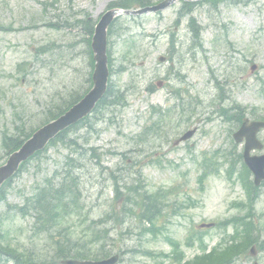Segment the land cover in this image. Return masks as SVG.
<instances>
[{"label": "rangeland", "instance_id": "374dc122", "mask_svg": "<svg viewBox=\"0 0 264 264\" xmlns=\"http://www.w3.org/2000/svg\"><path fill=\"white\" fill-rule=\"evenodd\" d=\"M113 1L0 0V27H13L11 31L0 29V161L4 159L2 131L12 133L18 124H24L27 129L35 127L42 121V112L50 108L53 101L66 97L73 90L81 93L87 88L90 71L85 49L87 33L72 24L75 19L82 18V12L96 19ZM179 6V2L173 3L159 13L139 14L133 18L122 16L116 22V26L121 24L127 35L136 39V56L132 61L129 57V61L124 62L125 72L118 71V58L124 53L121 38L111 36L107 44L114 71L111 81L116 87L132 92L127 98V106L113 112L105 110L104 117L94 123V128H83L86 132L81 133L76 145L64 142L49 147L14 177L6 197L10 206L0 202V232L10 242L27 247L43 259L51 258L55 241L65 242L69 236L68 241L74 242L75 239L90 245L81 231L86 221L75 219L74 231L69 225L64 231L56 228L51 235L38 236L33 232L31 218L17 216L11 205H21L33 187L41 184L54 169H59L70 154L82 164L78 172L83 181L84 212L95 218L102 216L114 205L113 185L106 170L114 166L126 167L124 161L128 162L130 158L141 160L147 156L135 149L137 144L132 136L143 128L148 117V104L162 107L172 104L170 85L186 90L183 97L194 98L198 104L195 107L197 114L191 122L192 126L199 128L191 140L197 157L202 152L230 148L232 126L222 121L216 112L222 102L228 104L218 101L221 92L218 87L223 86V93L230 94L229 103L235 101L264 114V0H219L216 5L210 2L196 4L190 15L201 26L202 47L192 38L187 22L190 15L184 16L179 26L174 23ZM171 34L176 50L172 60L168 57ZM49 44V50H38L41 45ZM163 55L167 58L161 63L157 57ZM252 65L258 66L253 73L250 72ZM156 80L163 81V87L155 88L151 94L146 93L144 88L155 85ZM247 115L252 117L250 113ZM207 116L213 117L212 120L207 121ZM176 136H170L167 144L161 147L144 146L147 151L160 149V158L164 161L163 166H156L148 164L146 158L143 160L142 173L148 189H172L165 200L168 204L165 213L155 221L156 228L163 226L162 233L156 236L141 233L130 217L123 218L121 224L107 223V235H102L100 242H105L109 249L114 248V252H124L117 264H156L161 258L140 253L139 248L156 253L168 252L170 245L164 235L183 242L190 232L197 230L199 221L236 214L238 211L230 202L244 199L240 185L233 184L223 173L208 176L201 190L196 182L201 170L189 154H185L182 145L172 146ZM259 138L264 141V130ZM89 146L101 153L102 168L95 165V158L87 149ZM122 152L127 160L121 156ZM125 177L130 180L127 175ZM256 209L264 211V193ZM222 233L217 228L212 229L204 239L211 245ZM260 239H264V233ZM256 248L254 257L236 260L232 264H252L254 260L264 264V245ZM185 251L188 257L198 252L195 247L185 248Z\"/></svg>", "mask_w": 264, "mask_h": 264}, {"label": "trees", "instance_id": "16d2710c", "mask_svg": "<svg viewBox=\"0 0 264 264\" xmlns=\"http://www.w3.org/2000/svg\"><path fill=\"white\" fill-rule=\"evenodd\" d=\"M149 3H150V0H116L115 2H112L110 6L117 5L119 7L127 9V8H137L138 6L148 5ZM193 5L194 3L184 2L181 5V11L188 13L190 12ZM190 22L192 25H194L193 26L194 36L196 38L199 37V26L197 25L196 22H194L192 18H190ZM80 23L83 24L86 31L88 32V35L89 36L92 35L93 28H94L93 24H91L92 21L91 23H89L88 20L84 18L80 21ZM112 30H113V26L109 30L110 34ZM131 42H133V40H131ZM87 45H89V39L87 40ZM128 48L129 49L126 52H124L120 58H118L120 59L118 71L123 72L122 71L124 70L123 63L126 60H128L129 55H130L129 59H131L135 55V54H131L133 52L132 43L128 44ZM88 51H89V54L91 55V51L89 48H88ZM89 61L92 66L93 65L92 58H90ZM109 83L110 84L108 86L106 95L104 96L103 99L99 101L96 111L99 108L101 110H105L107 108L112 109L114 107L120 108V107L126 106L127 104V97L129 96V93H127V89L125 88L122 90L120 86L116 87L113 83L111 82ZM81 96L82 94L75 93L71 95L70 99L59 110L58 109L56 110L55 108L48 109L46 112L45 120L52 119V117L56 116L57 114L62 113L66 108H68V106L73 104ZM154 111H155V107H153V112ZM86 121H88V117L84 119L83 121H81L80 123L83 124ZM86 125H88L87 122H86ZM158 129L159 127L156 126V124L155 125L152 124L146 127L145 130L142 133L138 134L136 137L140 140H144V136L146 135V133L153 131V133L155 134L158 132ZM30 131L31 130H29V132H26L24 131L22 127L18 126V128H16V132H17L16 134L4 133L2 137V144L6 150L5 154H7L8 151L10 150H14L18 148L20 143L26 137L29 136ZM69 131H70V128L65 129L56 138H54L53 141H51V144L55 143V141L64 142L66 140V137ZM37 155H39V153H36L35 156ZM68 161L72 162L73 164L71 169L72 170L75 169L76 164L73 162L74 159L69 158ZM133 173L135 174L134 176H132L131 174L127 172V176L130 177V180H127L125 177V181L123 183L124 191L121 192L119 190V185H118V180L121 179V177L117 176V174L111 171L110 178L114 180V183L117 186L115 188V197L118 203L121 202L120 209L123 212V215L125 214V212H128L131 217H134V219L139 221L140 230L146 233L150 232L156 235L158 232L157 231L158 229H156L155 227L154 220L159 215V213H161V210L163 208L162 206L163 201H161L163 196L159 195V193L153 194L151 192H148L147 189H145L144 179L139 169L138 170L135 169ZM123 177H122V180H124ZM51 181H52L51 179L47 180L45 184H43L42 188L43 189L45 188L46 190L50 189L51 191H53V189L49 186V183ZM68 183L70 187V197H67V199L61 200V201H58L56 199L48 200L47 202L43 203L42 200L47 196V193H44L43 189L41 191L40 189L38 191L34 190L32 192V195L25 199L26 210L24 208H22V210L25 213L33 212L36 217V221L37 223H39V226L41 229L43 228L42 225H45V224L47 225L45 229H49L53 227L54 225H56V223L57 224L61 223V221L65 219L64 215L68 213L70 207H71V210L72 211L75 210V212L76 211L79 212V209H80V199L81 198L78 197L80 193V189L78 187L79 176H75L74 173L70 170H68L66 175H64L63 182H61L60 188H64L65 190L66 184ZM2 191L3 190L0 189V192ZM3 198H4V193L0 194V199H3ZM114 212H115V208H113V210L111 211L109 218H112V216H115V219H119L117 218V215H114ZM249 218L250 217L239 216L235 219V222H234L235 226L242 225L243 227H242L240 235L238 233V230H236V234H234L232 237H235V238L236 236H238L239 238L241 237L240 241H236L231 245H225V247L222 248V251L218 255H210L209 257L212 261H208L206 259L207 258L206 256H205L206 258L202 256H196L195 259L191 261H185L184 263L181 262L182 260L181 257H183V253L180 249V242L178 240L173 239L172 237L166 236L165 239L169 242V245L171 246L172 253L170 255L171 257L173 256L174 259H177L175 260L176 264H229V262L232 261L231 260L232 257L239 256L242 252H244L247 249L246 248L247 246L251 245V243L256 241L255 240L256 236L253 234L255 225H253L252 220ZM92 222H96V221L92 220ZM93 227L95 228L97 226H93ZM94 237H97V236L94 235ZM188 239L189 240L186 241L185 243L187 242L191 243L189 241L193 242V239L191 237H189ZM195 239H197L199 243H202V239H200L199 236H197ZM60 249H61V252L59 253L60 257H63V258L69 257L72 254L80 258L83 257L81 250L79 251L77 249L76 251H74L71 247L63 248L62 246L60 247ZM0 251L9 257L19 254V251L17 249L11 247L9 243L1 239H0ZM143 252L146 254H151V255L154 254L153 252H150V251L149 252L143 251ZM103 254L107 255L108 252L103 251ZM161 255L168 256V254L166 253L164 254L162 252H161Z\"/></svg>", "mask_w": 264, "mask_h": 264}, {"label": "water", "instance_id": "95a60500", "mask_svg": "<svg viewBox=\"0 0 264 264\" xmlns=\"http://www.w3.org/2000/svg\"><path fill=\"white\" fill-rule=\"evenodd\" d=\"M175 0H163L160 4L145 7L138 9V11H122L118 8L108 10L104 13V16L101 20L95 25V31L92 39L91 48L93 49L94 56L93 59L95 62V67L93 70L92 75V83H94L93 87L85 93V96L78 102L74 103L70 109L65 111L62 115L57 117L56 119L52 120L38 130H36L32 136L26 140L23 145L19 148L18 151L11 153L8 157V160L5 165L0 166V184L5 180L8 175H10L18 166L19 162L26 159L36 150L42 149L45 146L46 142L54 137L60 130H63L64 127L75 123V121L81 119L85 116L89 111H91L95 106L97 100H99L104 94L107 86V77H108V69H107V55H106V30L107 25L112 21L116 13H141L146 11H156L159 10ZM163 60V58H160ZM264 126L263 122H253L248 126H243L238 132L236 136L246 135L249 138L247 142V146L254 142L255 132L258 130L259 127ZM190 132L183 136H189ZM246 157V154H245ZM247 164L250 168H252L253 172L255 173V182L259 183L261 178L264 177V155L259 158H247ZM116 259L114 258L104 260L101 262H88V261H81V262H73L71 260L65 261V264H112Z\"/></svg>", "mask_w": 264, "mask_h": 264}, {"label": "bare ground", "instance_id": "6f19581e", "mask_svg": "<svg viewBox=\"0 0 264 264\" xmlns=\"http://www.w3.org/2000/svg\"><path fill=\"white\" fill-rule=\"evenodd\" d=\"M75 93H78V92L75 91V90H73L72 92H69L66 97H60V99L58 101H56V102L53 101L51 103V105H50L51 108H55L56 110L57 109L59 110L70 99L71 95H73ZM229 98H230V94H226L225 96H223V99L224 100H229ZM108 111L109 112H113V109L109 108ZM101 117L103 118L104 116L101 115ZM101 117L100 116L97 117V120L96 121L94 119L88 117L89 120L87 121V123H88L89 126L86 125V124L80 123L81 120H77V121H75V123H72L69 126L70 131L67 134L66 142H68L69 144L74 143L75 140H77V139H79V138L82 137L81 136V133L82 132H86L85 129H83V128H86V127H89V128L90 127L91 128L93 127L94 128V126H95L94 123H96L99 120L101 121ZM132 139L134 140L135 139V136H132ZM135 144H137V148H135V149L138 150V151H140V153H141V152L146 151L144 149V146L148 144V141L142 142L141 140H137ZM129 160H128V162L127 161H124L125 162V165L124 166H126L127 168L130 169L131 172H133L134 171V168L136 166V163H138L139 160L137 158H133V159L130 158ZM19 174H20L19 173V167L17 166V168L10 175H8V177L5 178V179H7V182L4 184V186L1 187V189L3 191L0 192V194H3V193H5L8 190V188H9V186L11 184V180H9L10 177L12 176V180H13L14 177L18 176ZM116 174L118 176H120L121 178L125 175V173L123 172V169L121 167L118 168ZM61 182H63V177L54 179V180H52L49 183V186L53 189V191H51L50 189L49 190H46L45 188L43 189L42 186L45 183H43V184L42 183L41 184H37V185H35L33 187V189L35 191H38L39 189L41 191L43 189V192L44 193H47V196L42 200L43 203L44 202H47L48 200H55V199L58 200V201H61V200L67 199V197H70V187H69V183L66 184V188L64 190V188H60ZM30 194H28V195H30ZM0 202H4L5 204H7L6 201H0ZM14 211L17 212L20 215L25 214V212L22 209L20 210L18 208H15ZM64 218L65 219L68 218V219H70L72 221V214L66 213L64 215ZM133 220L135 221L136 226H137L138 225L137 220H135V219H133ZM46 226H47L46 224L45 225H42V227H43L42 230H45ZM34 234H36V233L34 232ZM59 242H63V241L60 240ZM210 255H212V254H210ZM115 256H116V259H115V261L112 264H117L119 261L122 260V252H119L118 254H114V255L112 254L111 255V258H114ZM80 259H81L80 257L75 256V255H73L70 258V260L73 261V262H75V263L78 262ZM43 260L44 259L42 257L41 258L38 257L33 251H27V250H23V251L20 250L19 251V254H16V255L12 256V258L9 261H7V259H5L2 256L0 257V263L2 261L3 264H6L7 262H8V264H10V263L11 264H44L43 263ZM207 260L208 261H212L210 258H207Z\"/></svg>", "mask_w": 264, "mask_h": 264}]
</instances>
